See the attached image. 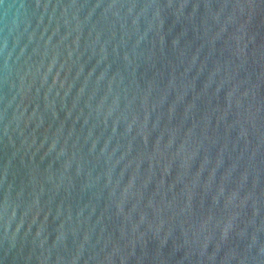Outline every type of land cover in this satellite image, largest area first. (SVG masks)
Listing matches in <instances>:
<instances>
[{
    "label": "water",
    "instance_id": "95a60500",
    "mask_svg": "<svg viewBox=\"0 0 264 264\" xmlns=\"http://www.w3.org/2000/svg\"><path fill=\"white\" fill-rule=\"evenodd\" d=\"M0 264H264V0H0Z\"/></svg>",
    "mask_w": 264,
    "mask_h": 264
}]
</instances>
